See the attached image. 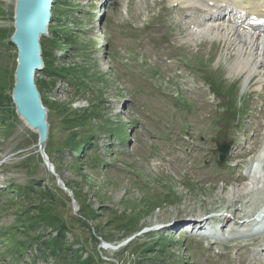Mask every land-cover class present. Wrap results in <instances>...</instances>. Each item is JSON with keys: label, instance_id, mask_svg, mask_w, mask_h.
Segmentation results:
<instances>
[{"label": "rangeland", "instance_id": "rangeland-1", "mask_svg": "<svg viewBox=\"0 0 264 264\" xmlns=\"http://www.w3.org/2000/svg\"><path fill=\"white\" fill-rule=\"evenodd\" d=\"M54 4L42 58L55 72L68 73L35 75L50 124L46 153L81 197L87 218L78 217L73 192L58 186L36 150V134L14 113V0H0V264H59L22 232L29 218L21 216L39 206L65 222L68 241L88 249L84 257L96 254L102 264H263L264 251L245 246L252 231L233 225V216L218 234L209 232V219V236L201 240L196 237L204 231L192 236L185 225L264 203V160L261 181L243 196L238 191L248 181L249 161L264 153V69L248 78L231 69L234 45L192 35L204 18L199 6L180 8L171 0ZM221 143L232 147L217 161ZM253 236L263 242V234ZM228 237L237 238L219 245Z\"/></svg>", "mask_w": 264, "mask_h": 264}, {"label": "water", "instance_id": "water-1", "mask_svg": "<svg viewBox=\"0 0 264 264\" xmlns=\"http://www.w3.org/2000/svg\"><path fill=\"white\" fill-rule=\"evenodd\" d=\"M55 0H14L13 27L10 43L16 47V66L13 72V85L10 92L14 113L37 136V152L44 164L56 179L58 186L69 196L72 190L55 172L53 164L46 153L49 126L46 108L42 104L40 92L35 83L36 72L43 67L42 46L36 31H47L51 18V8ZM43 30V31H44ZM41 47V48H40ZM219 160L227 153V147L218 148ZM72 197V196H71ZM74 207L75 200L71 199ZM74 209V208H73ZM105 247L109 245L104 244Z\"/></svg>", "mask_w": 264, "mask_h": 264}, {"label": "bare ground", "instance_id": "bare-ground-1", "mask_svg": "<svg viewBox=\"0 0 264 264\" xmlns=\"http://www.w3.org/2000/svg\"><path fill=\"white\" fill-rule=\"evenodd\" d=\"M171 1L180 3L186 8L193 6H200L202 8L204 18H202V23L195 28L192 35L199 38H220L234 45L233 48L237 49V53L232 61V65L230 64L232 70L245 73L249 78L253 73L264 69V28L253 26L250 23L254 19L264 18V0ZM43 30L44 28L39 31L37 30L35 33L39 35V44H41V37L46 33L47 28ZM259 79L264 81V72ZM45 110L47 112V109ZM23 124L25 125V123ZM259 175L262 178V173L248 174V181L238 187V191L242 193L241 196L245 194L250 185L254 187L261 181ZM199 219L201 218L198 217L195 221L198 222ZM252 242L257 245L262 243L257 239H254ZM245 253L242 254L245 255Z\"/></svg>", "mask_w": 264, "mask_h": 264}, {"label": "trees", "instance_id": "trees-1", "mask_svg": "<svg viewBox=\"0 0 264 264\" xmlns=\"http://www.w3.org/2000/svg\"><path fill=\"white\" fill-rule=\"evenodd\" d=\"M54 5L52 6L51 10H53V8H55ZM55 17L56 16H52V19L55 20ZM41 41H42V39H41ZM43 54H44V52H43ZM54 68L55 67H52L51 64L47 63L46 60L44 59V67L41 70L47 72L48 75H52L53 77L56 78L60 72H63L64 74L68 73L67 70H61V71H59V73H57L53 70ZM35 83L41 92V89L39 88L40 83L37 81L36 78H35ZM10 100H11V98H10ZM42 102L44 104L43 99H42ZM88 144H92V142H89ZM75 147H77V145ZM46 152H47V146H46ZM65 184L67 187H69L72 190L73 198L76 201V203L79 205V210L77 211L78 217L83 216V218L85 219V217L87 215H85V213L82 212L81 206L83 205V203H82L81 197L76 194V192L71 188L70 184H68V183H65ZM29 189H30L29 191L32 193L33 190L31 188H29ZM42 190H44V189L38 188L37 194L38 195L45 194L46 197L45 196H42V197L46 201L47 200V193H45V190L44 191H42ZM34 195H36V194H34ZM49 198L50 199H48V200L51 201V197H49ZM71 212L72 211L68 212L70 218H72V219L74 218L75 221H78L81 224H84L83 220L77 219L74 216V214ZM91 214H93V212H91ZM24 217H28L29 219H28V223L22 226V232L26 233L25 235H27V233L29 232L28 233L29 236L27 235L28 237H30L31 235L33 236L34 243H35V246L37 247L38 252H41L42 254H45V255L50 256V257H54L57 260V262H59V264H102V263H105V260L101 259L98 255L95 256L96 254L93 255L90 252L87 253V255L84 257L83 253L85 251H88V249L86 247L81 248V246L75 248L74 247L75 243L68 241L67 232L69 229L65 225V222L62 219H60L56 216H52L51 214L47 213L46 209H43L42 206H39L37 208V210L35 211V213L29 214L28 216L27 215L21 216V219H24ZM21 219L19 218V221ZM41 227H44L45 229H49L48 233L47 234H45V233L40 234L38 232V229ZM53 231H55V235L52 236L51 233ZM30 233H31V235H30ZM46 235H47V237H45ZM21 244H22V241H21ZM23 250H24L23 247L22 248H16V251L21 253V254H22ZM97 258H98V260H97Z\"/></svg>", "mask_w": 264, "mask_h": 264}]
</instances>
